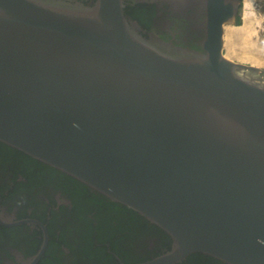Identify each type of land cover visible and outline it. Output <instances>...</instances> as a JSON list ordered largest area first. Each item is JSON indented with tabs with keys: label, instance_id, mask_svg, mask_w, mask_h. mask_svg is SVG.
<instances>
[{
	"label": "water",
	"instance_id": "obj_1",
	"mask_svg": "<svg viewBox=\"0 0 264 264\" xmlns=\"http://www.w3.org/2000/svg\"><path fill=\"white\" fill-rule=\"evenodd\" d=\"M242 4L196 52L146 36L124 0H0V143L163 231L142 264H264V70L224 53Z\"/></svg>",
	"mask_w": 264,
	"mask_h": 264
},
{
	"label": "flooded vegetation",
	"instance_id": "obj_2",
	"mask_svg": "<svg viewBox=\"0 0 264 264\" xmlns=\"http://www.w3.org/2000/svg\"><path fill=\"white\" fill-rule=\"evenodd\" d=\"M237 1L124 0L146 36L196 52H204L211 14ZM44 247L35 264H142L171 240L135 211L0 143V264H30Z\"/></svg>",
	"mask_w": 264,
	"mask_h": 264
},
{
	"label": "bare ground",
	"instance_id": "obj_3",
	"mask_svg": "<svg viewBox=\"0 0 264 264\" xmlns=\"http://www.w3.org/2000/svg\"><path fill=\"white\" fill-rule=\"evenodd\" d=\"M261 1L243 0L241 23L225 26L224 53L230 60L264 69V10Z\"/></svg>",
	"mask_w": 264,
	"mask_h": 264
},
{
	"label": "trees",
	"instance_id": "obj_4",
	"mask_svg": "<svg viewBox=\"0 0 264 264\" xmlns=\"http://www.w3.org/2000/svg\"><path fill=\"white\" fill-rule=\"evenodd\" d=\"M130 212V211H129ZM131 216V219L134 218L138 224H141V226H145V225H148L146 224L141 218L137 217L135 215V213H132L130 214ZM192 263V262H202V263H207V264H221V262L213 259V258H210V257H206V256H203L201 254H196V255H193L191 256L190 258H188V261L186 263ZM185 263V264H186ZM223 264V263H222Z\"/></svg>",
	"mask_w": 264,
	"mask_h": 264
},
{
	"label": "rangeland",
	"instance_id": "obj_5",
	"mask_svg": "<svg viewBox=\"0 0 264 264\" xmlns=\"http://www.w3.org/2000/svg\"><path fill=\"white\" fill-rule=\"evenodd\" d=\"M260 5H262V9L264 10V6H263V5H264V0H262V1L260 2ZM262 9H261V10H262ZM263 70H264V69H263Z\"/></svg>",
	"mask_w": 264,
	"mask_h": 264
}]
</instances>
